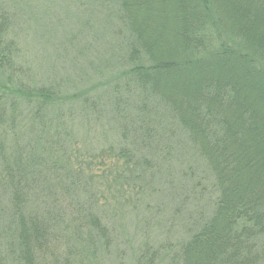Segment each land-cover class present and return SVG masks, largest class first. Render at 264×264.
<instances>
[{"label": "trees", "instance_id": "trees-1", "mask_svg": "<svg viewBox=\"0 0 264 264\" xmlns=\"http://www.w3.org/2000/svg\"><path fill=\"white\" fill-rule=\"evenodd\" d=\"M0 264H264V0H0Z\"/></svg>", "mask_w": 264, "mask_h": 264}, {"label": "rangeland", "instance_id": "rangeland-1", "mask_svg": "<svg viewBox=\"0 0 264 264\" xmlns=\"http://www.w3.org/2000/svg\"><path fill=\"white\" fill-rule=\"evenodd\" d=\"M80 126H84V124H81L80 122H76V125L74 126V132L77 134V136H76V138L78 139V141H80L79 142V144L77 145V147H78V149L80 150V152H82V153H84V151L85 152H89L90 151V149H93V147H95L96 146V144H95V137L93 138L94 139V141H90V137H92V134H90L89 135V132H86V129L85 128H79ZM92 139V138H91ZM92 147V148H91ZM88 158V157H87ZM86 160V159H85ZM86 164H87V162H85V166L84 167H86ZM110 166H113L112 164H108L107 166H100V167H95L94 166V170H93V172L91 173L92 174V178L93 177H96V178H94V182H97L99 179L100 180H103L104 179V174L106 173V175H108L109 177H110V173L112 174L111 176H113L114 175V173H115V171L114 170H112V168L110 167ZM85 169V168H84ZM114 169V168H113ZM85 171H87L88 172V170H85ZM155 183L157 184V181L155 180ZM149 185V184H148ZM157 186H159V187H156V186H151V187H149V190L148 191H146L145 193H143L142 195H141V197H142V201L143 202H147L148 201V199H147V195L146 194H148L149 195V201H153L154 200V198L156 197V195H157V193H158V190L161 188V186H162V184H161V182L157 185ZM141 200V199H140ZM173 203V202H172ZM174 204V203H173ZM167 211V210H166ZM169 212V211H168ZM159 213H157L156 215H155V217L158 215ZM177 224V226H181V224L180 223H176ZM178 233H179V231H178ZM176 234L175 232H174V234H173V237L174 238H177V236L179 235V234ZM109 253H113V251H109ZM105 258L106 259H117V253H113V254H108V253H106L105 254Z\"/></svg>", "mask_w": 264, "mask_h": 264}]
</instances>
